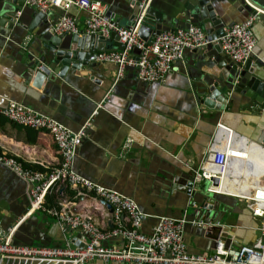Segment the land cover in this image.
I'll return each instance as SVG.
<instances>
[{"label":"crops","instance_id":"crops-1","mask_svg":"<svg viewBox=\"0 0 264 264\" xmlns=\"http://www.w3.org/2000/svg\"><path fill=\"white\" fill-rule=\"evenodd\" d=\"M117 1V8L121 10L128 0ZM158 1L174 22L179 21L177 17L185 9L182 1ZM3 3L4 0H0V8ZM232 7L228 5L222 17L226 20L225 27L250 16L248 12H239ZM49 11L47 20L50 23L63 13L58 7H51ZM67 13L75 19L78 30L84 28L83 34L89 35L85 31L87 13L76 7H71ZM122 18L124 23L129 20L125 15ZM15 27L9 37H0V106L6 107L9 102L21 103L55 119L71 131H77L97 109L76 148L73 169L80 176L134 200L147 216L140 225L143 233L150 234L160 216L179 219L178 205L185 204L189 195L179 192L175 198L159 177L175 168V179L173 177L171 182L183 187L186 176L200 167L217 124L264 147V97L257 101L244 91L236 92L218 120L214 119V110L198 105L197 95L206 84L205 78L216 79L219 69L213 61L217 59L214 54L223 57L221 52L217 54L213 50L210 54L200 55L186 50L163 80L152 83L139 80L136 69L130 66L117 77L114 63L78 60V67L69 66L59 85L45 90L44 85L36 88L31 80H27L24 55L27 51L41 54L45 44L42 37L49 33L48 26L38 14L26 13L23 24ZM252 29L256 46L250 59L264 64V25L255 21ZM112 42L115 43L111 39L105 40L109 51L114 50ZM4 117L0 118L1 152L19 159L25 167L42 168L45 174L59 165L60 156L49 133L15 124ZM128 139L131 143L124 147ZM253 145L256 148V144ZM245 173L238 167L237 173L225 174L218 187L222 193L213 194L214 208L219 212L216 221L210 224L218 227V232L232 247L253 244L262 236L261 217L252 214L239 194L221 189L226 179L236 180ZM30 186L0 164V231L4 233L13 228V238L16 235V239L27 240L25 231H28L41 239L32 245H64L72 241L78 246L84 244L88 240L86 232L64 226L47 212L55 207L88 218L104 231H110L116 225L108 203L93 195H80L66 183H59L46 194L44 209L30 210ZM122 221L125 226H130L126 216L123 215ZM183 239L189 253L209 252L196 245L193 230L183 231ZM123 243L121 237L104 242L106 246H122ZM0 264L51 263L5 258ZM84 264L105 263L95 259ZM107 264L130 263L114 261Z\"/></svg>","mask_w":264,"mask_h":264},{"label":"built area","instance_id":"built-area-1","mask_svg":"<svg viewBox=\"0 0 264 264\" xmlns=\"http://www.w3.org/2000/svg\"><path fill=\"white\" fill-rule=\"evenodd\" d=\"M25 2L43 13L48 12L51 7L61 8L65 12L71 7L85 11L87 34L94 33L108 38L111 33H115L119 37V42L124 45L123 50L99 51L95 59L103 63H114L117 67V77L123 75L127 66L135 68L137 78L146 83L163 80L174 62L183 58L186 50L214 43L241 68L252 57L256 46L252 29L256 15H250L240 23L224 27L221 35L209 36L200 26H190L187 29L161 31L151 42H145L139 36L141 18L131 27L121 26L108 15V5L101 0H25ZM149 2L150 0H142V5ZM52 29L56 34L78 32L75 19L66 14L58 19ZM134 49L139 50L140 54L134 55ZM96 113L97 109L93 110L80 129L71 131L55 119L21 103L9 102L6 107L0 106V115L15 124L49 133L60 156L59 165L49 174H45L25 167L19 159L0 151V164L30 183V210L43 208L46 194L59 183H66L80 195H93L110 204L116 224L112 230L104 231L83 216L57 208L47 209V212L54 215L64 226L86 232L89 238L84 245L70 247L69 244L48 246L15 244L12 228L8 232L0 231V261L8 258L36 260L38 263L84 264L98 259L105 264L114 261L130 264H264V163L257 160L264 154L255 152L258 150L253 144L258 143L249 141L219 123L205 150L200 167L194 170L192 175L194 181H208L209 192L222 193L218 187L223 183L225 174L237 173L238 167L240 172L247 171L249 174L246 172L241 179L247 177L250 180L251 186L245 190L249 193L239 194L238 197L246 202L254 216L261 217V238L250 245L228 248L219 243L213 254L209 252L191 254L183 239L185 222L183 218L160 216L152 232L143 233L140 225L147 216L134 200L94 183L74 171L76 148ZM130 143L131 139L126 140L124 147H128ZM247 153L253 157L247 156ZM213 178L219 179L217 185H213ZM123 215L128 218L129 227L124 225ZM117 237L124 240L122 246L104 244L106 240Z\"/></svg>","mask_w":264,"mask_h":264},{"label":"water","instance_id":"water-1","mask_svg":"<svg viewBox=\"0 0 264 264\" xmlns=\"http://www.w3.org/2000/svg\"><path fill=\"white\" fill-rule=\"evenodd\" d=\"M180 1H182L181 3L185 9H182L177 17L179 21L175 22L159 6L158 0H150L147 5H142V0H128L126 1L127 5H124L121 10L117 8V0H105L103 2L108 5V15L121 26L131 27L141 18L139 36L145 42H151L153 37L161 31H174L177 28L187 29L190 26H200L209 36L221 35L226 26H224L226 20H223L222 17L226 14L228 5L233 6L232 8L239 12L244 10L249 15H256V21L264 25V0ZM30 11L31 13H28ZM26 13L38 14L46 22L49 32L42 37L45 44L41 54L35 55L31 51H27L24 55L27 80H31L36 88L44 85L43 89L47 90L49 87L59 85L58 83L69 66L76 68L79 64L78 60L84 59L85 62H90L95 60L99 51H109L110 48L105 44L107 39L115 42H112L114 50H123L124 48L115 33H111L108 38H104L94 33L84 35V28H81L77 33L56 34L52 26L58 19L50 23L47 20L50 11L47 13L40 12L33 6L26 4L25 0H4L0 8V37H9L16 30V24H23V16ZM64 14L69 15L63 10L61 16ZM122 15L128 17L127 23L122 22ZM211 29L214 31L210 32ZM213 50L217 54L221 52L220 48L214 43L192 51L200 55H206L212 53ZM133 52L140 54L137 49H134ZM214 55L217 59L213 61L219 72L215 80L214 77L205 78L206 84L204 83L200 94L197 95L200 108L205 107L214 110V119L218 120L222 111L225 108L228 109V103L233 100L236 92L244 91L247 96L251 95L257 101H262L261 99L264 97V64L261 61L256 62L249 59L250 61L248 60L243 67L239 68L225 54H223V57ZM174 171L175 168H170L169 171L161 174L159 179L165 189L170 191L175 198H177L176 193L179 192L189 195L185 204L178 205L180 210L178 218L185 220L183 231L193 230L197 238L196 245L201 250L209 251L210 254L214 253L219 243H222L224 248H228L229 244L225 242L223 235L218 232V227L214 223L210 224V222L216 221L219 211L214 208L213 194L215 193L207 190L209 182L194 181L192 173L186 176L183 187H180L175 182H171ZM212 182L213 185H217L219 179L213 178ZM108 205L112 210L111 205ZM33 217L36 218V215ZM25 235L27 240H24L23 237L16 239L15 235L13 242L25 245H32L35 240L41 242V239L35 237L33 232L25 231ZM87 237L89 238V236ZM76 245L75 241L69 243L70 247Z\"/></svg>","mask_w":264,"mask_h":264},{"label":"bare ground","instance_id":"bare-ground-1","mask_svg":"<svg viewBox=\"0 0 264 264\" xmlns=\"http://www.w3.org/2000/svg\"><path fill=\"white\" fill-rule=\"evenodd\" d=\"M256 148H257V153L260 154L259 152L264 154V147H261L259 144H256ZM259 148H261L259 150ZM249 156H251V158L253 157L252 155L249 154ZM261 163H264V155H261L260 157L257 158ZM247 172V171H246ZM248 173V172H247ZM249 174V173H248ZM242 174H240L241 176ZM246 175V173H245ZM244 175V176H245ZM243 178V177H241ZM236 179V180H232V179H226V181L224 182V184L222 185V188L224 191L226 192H232L235 194H247L249 193L248 191H245L246 189L250 188L251 186V182L250 180L246 177L245 179H243V181L241 182L240 179Z\"/></svg>","mask_w":264,"mask_h":264},{"label":"trees","instance_id":"trees-1","mask_svg":"<svg viewBox=\"0 0 264 264\" xmlns=\"http://www.w3.org/2000/svg\"><path fill=\"white\" fill-rule=\"evenodd\" d=\"M1 117H4L3 115H0V118ZM5 118V117H4ZM27 168H30V167H27ZM30 169H33V170H37V171H41V172H43L44 170L42 169V168H30ZM54 169V168H53ZM52 169V170H53ZM56 208V207H55Z\"/></svg>","mask_w":264,"mask_h":264}]
</instances>
